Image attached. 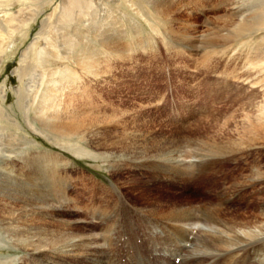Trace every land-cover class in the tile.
<instances>
[{"label": "bare ground", "instance_id": "1", "mask_svg": "<svg viewBox=\"0 0 264 264\" xmlns=\"http://www.w3.org/2000/svg\"><path fill=\"white\" fill-rule=\"evenodd\" d=\"M141 1L153 8V18L170 17L181 26L193 27L187 18L176 15L173 0ZM121 5L135 8L136 2L0 0V74L6 58L20 54L13 70L18 85L8 87V77L0 84V264H264V170L255 162L242 181L234 182L237 195L257 184L262 187L258 193L261 200L250 216L224 214L223 205L232 197L220 204L201 201L166 210L147 208L132 204L116 184L110 188L114 194L112 203L87 212L92 221L89 229L79 226V219L62 220L51 212L53 203L68 204L71 196L65 187L57 191L56 184L62 178L53 175L55 168H47L54 156L25 148L35 143L27 137L28 131L75 154L100 158L114 172L135 168L162 176L167 183L189 181L195 174L192 169L196 166L187 160L189 149L201 158L192 160V164L199 162L201 167H197L203 170L213 157L237 159L252 147L264 144V0L231 2L221 15L223 25L208 17L205 21L212 31L206 60L215 57L217 62H223L221 67L215 63L209 66L211 75L219 88L226 91L232 83L238 90L236 96L243 97L240 120L230 119L234 128L228 133L205 130L216 123L227 124L228 120L215 119L212 123L204 117L201 127H197L198 122L187 127L192 132H166L152 126L119 130L116 126L110 137H104L110 125L107 118L98 122L76 118L80 108L75 102L88 88L73 87L77 72L82 71L91 82L103 80L108 57H124V48L132 46L119 40L125 34L126 18ZM46 8L51 9V14L40 18ZM145 9L149 14L150 9ZM113 11L122 16L121 21L117 18L123 25L118 27L119 37L114 34ZM137 13L142 15L141 11ZM37 23L41 30L46 29L27 43ZM179 35L178 39L185 37L190 43H177V47L184 52L187 49L189 56L191 51H197L195 35ZM49 46L58 63L54 68L46 67L41 60V53L51 54ZM29 60L36 63L33 73H29ZM103 61L104 70L95 73L93 63ZM7 91L15 96L10 106L6 104ZM80 141L98 152L81 148ZM126 161L131 162L130 166L123 164ZM152 161L163 164L152 165ZM171 258H175L174 263Z\"/></svg>", "mask_w": 264, "mask_h": 264}, {"label": "rangeland", "instance_id": "2", "mask_svg": "<svg viewBox=\"0 0 264 264\" xmlns=\"http://www.w3.org/2000/svg\"><path fill=\"white\" fill-rule=\"evenodd\" d=\"M234 1L173 0L171 3L173 4L172 8L176 10V15L180 19L187 18L190 21L189 24H192L193 27L181 26L180 23L170 17L167 19L164 17L165 20L163 17H161L163 20L153 18L152 16H155L153 8L144 5L141 0H131V3L136 2L135 8H126V6L121 5L125 9L126 18L123 19V26L122 23L117 21V18L121 21L122 16L116 11L112 12L116 17L112 16L115 28L114 34L116 37L119 35L118 27L122 25L125 34L122 39L119 35V40L130 43L132 46L124 48L127 53L124 57H121L122 55L120 57H108L106 62L108 69L105 74L103 73V80L98 79L91 82L89 80L91 78H84L85 74L82 71L77 72L78 79L73 82V87H77L79 90L83 86H88V88L83 89L84 95L79 94L75 102L80 108L78 110L79 116L75 117H85L84 120H87V122L92 120L97 122L99 120L106 121L107 118L110 125L107 126L109 129L104 132V137H110L116 126L119 130L134 126H152L166 132H192L187 127L197 124H194V122L200 123V126L197 127H201L205 120L204 117L212 123L215 119L228 120L227 124L220 126L216 123L205 129L214 130V133L218 134L228 133L229 130L234 128L231 120H240L243 97L236 96L238 90L235 89L232 83L228 84L226 91L219 88L215 76L211 75L209 66L213 67L215 63L221 67L223 62H217L218 59L215 57H212L209 61L206 60L209 57L205 53L210 49L206 46L208 45L207 42L212 39V31L205 21L208 17L215 24L223 25L225 21H222L221 15L225 13L228 4ZM34 2L35 4L38 3V1ZM145 7L150 9L149 14ZM138 10L142 12V15L139 16ZM201 10H203L204 15ZM44 13L40 18H47L51 14V9L46 8ZM144 13L145 16H143ZM131 21L136 25L133 26ZM32 27L31 37L27 43L37 37L39 32L46 29L45 27L41 30L39 23ZM133 29L136 32L132 31ZM165 31L168 33L166 34ZM188 32H191L192 36L195 35L194 37L197 39V51H191L190 56L187 49L184 52L185 50L177 47V43L185 45L190 43L185 37L178 39V37H181L179 34L188 35ZM16 46H18V43ZM48 51L51 54L41 53L43 54L41 60L46 67L54 68L58 64L56 57H52L55 55V51L50 46ZM19 59L20 54L10 55L6 58L4 69L0 74V84L8 77V87L18 85L13 70L18 65ZM240 63L241 61L237 62L238 65ZM34 64L36 63H31L29 60V68H31L30 71L32 70L29 73L36 71V65L34 66ZM104 68L105 62L103 61L101 64L93 63L91 69L95 73H99ZM39 69L41 68H37V74ZM11 93L7 91L8 96H6V104L9 106L13 105L15 101V96ZM141 104H148V107H141ZM149 104L152 105L149 106ZM35 106L36 104L33 108ZM112 118L116 119L113 120ZM27 137L30 140L33 139L35 143L26 145L25 148L35 152L44 151L54 156V161L50 162L47 168L48 170L55 168L57 174L54 172L53 175L62 178L61 182L56 184L57 191H62L65 187L71 196L69 205L64 201V203L60 202V205L53 203L54 209L51 212L58 219H79L78 225L86 229H89L90 223L92 224V221L89 220L90 215H88L91 210L97 207L105 208L107 204L112 203L114 200V194L110 192L113 184L121 187L123 194L132 204L147 208L159 207L162 210L177 204H196L201 201L206 204L210 202L220 204L224 202L225 198L232 197L231 200L225 202V204L223 203L224 214L250 216L256 211L257 204L261 200L258 194L262 192L261 185L257 184L255 188H249L239 195L235 194L234 191L236 189L235 183L244 179L245 174L251 171L254 162L258 163L261 169L264 170V144L252 147L244 153L243 157L237 159L225 156L213 157L214 159L206 161L209 164L205 162V169L203 170L197 167L200 166L199 162H197V165L192 164V160L198 161L201 158L194 154L193 149H189L187 160L190 161L189 164L196 166L194 167L196 170L189 164L188 166L193 168L195 174L190 176L191 180L189 181H170L167 183L162 176H156L138 169L135 170V168L120 173L114 172L106 162H102V159H93L90 155L84 156L87 153H81L82 156L75 154L63 146L51 143L36 132L28 131ZM16 143L20 142L17 141ZM87 144L86 142L78 143L81 148L94 151V148ZM94 152L98 151L95 150ZM156 162L152 161L151 164L157 166L163 164ZM123 164L130 166L131 162L126 161ZM45 172L47 173L46 170ZM193 183L195 184L192 185ZM83 208L86 210L84 211ZM87 212L89 213L87 214ZM173 260L171 258V262Z\"/></svg>", "mask_w": 264, "mask_h": 264}]
</instances>
